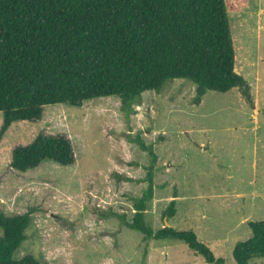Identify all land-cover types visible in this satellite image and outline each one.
Instances as JSON below:
<instances>
[{
    "label": "rangeland",
    "instance_id": "rangeland-1",
    "mask_svg": "<svg viewBox=\"0 0 264 264\" xmlns=\"http://www.w3.org/2000/svg\"><path fill=\"white\" fill-rule=\"evenodd\" d=\"M235 72L250 100L234 88L208 91L194 103L196 86L185 80L146 92L126 122L118 97L87 101L81 108L50 106L36 123L13 124L0 143V209L7 216L31 213L17 259L43 264H209L182 241H146L132 222L133 200L147 183L148 153L130 139L138 135L158 155L155 198L145 222L192 230L216 258L237 264L233 249L252 236L248 223L264 221V0H226ZM3 119L0 114V128ZM40 133L66 135L76 162H52L20 173L12 151ZM131 179V181H127ZM177 195L176 215L163 213ZM119 215V217L115 216ZM3 232L0 229V238ZM250 264H264L254 258Z\"/></svg>",
    "mask_w": 264,
    "mask_h": 264
},
{
    "label": "trees",
    "instance_id": "trees-1",
    "mask_svg": "<svg viewBox=\"0 0 264 264\" xmlns=\"http://www.w3.org/2000/svg\"><path fill=\"white\" fill-rule=\"evenodd\" d=\"M185 80L196 86L194 103L208 91L234 88L250 100L247 81L235 72V49L226 0H0V143L18 122H39L50 106L81 108L87 101L118 97L125 121L146 92ZM148 153L142 196L133 201L132 222L146 241H182L209 264H225L192 230L145 222L155 198L158 155L140 135L130 139ZM72 166L73 143L64 134L40 133L12 151L11 168L27 173L43 163ZM131 181V179H127ZM163 213L176 215V199ZM119 217V215H115ZM31 213L7 216L0 209V264H43L16 254L27 239ZM252 236L237 242V264L264 258V221L248 223Z\"/></svg>",
    "mask_w": 264,
    "mask_h": 264
},
{
    "label": "water",
    "instance_id": "water-1",
    "mask_svg": "<svg viewBox=\"0 0 264 264\" xmlns=\"http://www.w3.org/2000/svg\"><path fill=\"white\" fill-rule=\"evenodd\" d=\"M166 225H168V224H167V221H166Z\"/></svg>",
    "mask_w": 264,
    "mask_h": 264
}]
</instances>
